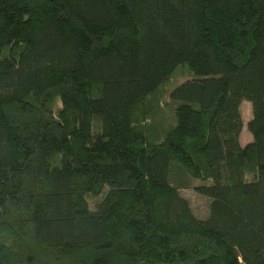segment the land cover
I'll return each mask as SVG.
<instances>
[{
  "label": "trees",
  "instance_id": "obj_1",
  "mask_svg": "<svg viewBox=\"0 0 264 264\" xmlns=\"http://www.w3.org/2000/svg\"><path fill=\"white\" fill-rule=\"evenodd\" d=\"M0 264H264V0H0Z\"/></svg>",
  "mask_w": 264,
  "mask_h": 264
},
{
  "label": "rangeland",
  "instance_id": "obj_2",
  "mask_svg": "<svg viewBox=\"0 0 264 264\" xmlns=\"http://www.w3.org/2000/svg\"><path fill=\"white\" fill-rule=\"evenodd\" d=\"M241 113H242L244 128L240 137V143L242 147H246L253 140V136L247 130V124L252 119L251 103L244 101L241 105ZM163 115H167V112ZM158 123L162 124L163 122L159 119ZM171 176L172 178H174L176 182H179L181 178L184 179L182 173L176 170L175 168H173V172ZM252 177H253L252 175H247L246 180L248 182L252 181ZM188 181L191 187L189 189L181 190V195L190 202L194 214L199 219H207L209 216L210 199L202 194L197 193L194 190L196 187L201 186L202 182L193 179H189Z\"/></svg>",
  "mask_w": 264,
  "mask_h": 264
}]
</instances>
